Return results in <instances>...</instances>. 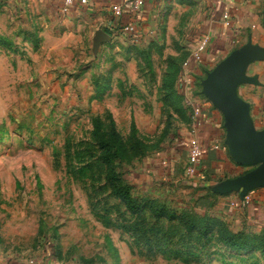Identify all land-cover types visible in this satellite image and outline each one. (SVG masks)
Wrapping results in <instances>:
<instances>
[{
    "label": "rangeland",
    "instance_id": "rangeland-1",
    "mask_svg": "<svg viewBox=\"0 0 264 264\" xmlns=\"http://www.w3.org/2000/svg\"><path fill=\"white\" fill-rule=\"evenodd\" d=\"M13 6L0 0V264H264L260 250L231 249L172 215L214 212L201 205L211 193L199 184L231 173L202 179L180 168L177 181L129 180L148 156L165 160L183 144L189 107L176 82L192 52L163 31L96 50L81 41L70 62L43 64L33 55L34 33L25 32L27 44L20 40ZM204 78H195L196 94L206 98ZM177 102L185 117L174 111ZM111 128L125 149L113 158L115 174L132 198L156 199L157 207L132 212L112 191L100 142ZM159 206H167L166 216ZM224 222L232 231L264 234L236 216Z\"/></svg>",
    "mask_w": 264,
    "mask_h": 264
},
{
    "label": "crops",
    "instance_id": "crops-1",
    "mask_svg": "<svg viewBox=\"0 0 264 264\" xmlns=\"http://www.w3.org/2000/svg\"><path fill=\"white\" fill-rule=\"evenodd\" d=\"M12 3L22 24L20 40L27 44L25 32L29 29L34 33L33 40L38 41V49L33 55L43 64L70 62L72 47L81 41L92 43L97 30L107 33L110 36L109 42L124 40L129 36L117 34L115 30L129 23L134 24L137 32L148 39L152 36L160 37L163 31L167 37L173 35L181 41L178 46L184 47L183 51L189 54L194 51L199 37L209 35L208 52L192 73L194 80L248 41L264 47V0H140L137 8L134 7V0H87L85 5L75 3L66 11L62 10L63 0H12ZM114 7H120L119 14L114 11ZM103 48L101 46L99 49ZM43 69L49 70V66ZM243 77L251 78L252 81L240 82L235 94L248 106L255 127L261 130L264 128V60L249 63ZM197 96L203 103L205 120L199 138L209 146L200 160L197 175L203 179L206 175L215 177L216 174L231 173L212 185L208 182L199 184L211 193L208 197L202 196L201 205L214 206L215 213L210 211L207 214L220 216L224 221H230L231 217L236 216L247 225L264 227V187L250 190L242 197L239 196L240 190L228 193L213 191V187L219 183L242 175L254 166L238 164L231 158L225 143L226 130L222 114L207 98L199 94ZM187 111L189 117V109ZM189 122L188 118L180 130L183 142L181 147L173 146L166 156L170 166L163 168L160 165L162 155L159 158L148 156L144 166L135 168L130 175L131 184L172 178L177 181L179 169L184 170L187 159L185 144L192 137ZM214 144H218V148H213ZM248 167L249 170L240 173ZM247 195L248 199L245 198ZM224 205H229L234 212L229 210L225 213ZM255 228L259 231V227Z\"/></svg>",
    "mask_w": 264,
    "mask_h": 264
},
{
    "label": "water",
    "instance_id": "water-1",
    "mask_svg": "<svg viewBox=\"0 0 264 264\" xmlns=\"http://www.w3.org/2000/svg\"><path fill=\"white\" fill-rule=\"evenodd\" d=\"M109 41L110 36L103 30L95 31L93 50ZM256 60H264V47L248 41L220 60L201 81L202 94L223 116L225 143L231 158L238 164L254 166L250 171L213 187L217 193L240 190L239 196L242 197L250 190L264 187V128L255 127L248 106L235 94L240 82L252 81L243 77V73L246 66Z\"/></svg>",
    "mask_w": 264,
    "mask_h": 264
},
{
    "label": "trees",
    "instance_id": "trees-1",
    "mask_svg": "<svg viewBox=\"0 0 264 264\" xmlns=\"http://www.w3.org/2000/svg\"><path fill=\"white\" fill-rule=\"evenodd\" d=\"M2 42L7 43L5 40H2ZM171 95L174 101L179 99H177L173 93ZM174 106V111L185 117L181 105L177 102ZM183 119L188 121V118L186 119V117ZM100 142L107 153L104 161L109 170L108 182L112 187V191L120 201L132 212H138L141 209V206L148 205L157 207L158 202L155 201L156 199L142 197L136 200V198H132L128 192V184L121 182L119 177L115 174L113 158L120 154L123 155L125 150L124 144L117 132L111 128L108 137L101 138ZM159 207L160 210H155L162 213L163 216H166L167 212H169L167 206ZM172 215L185 227L186 230L194 234H198L199 236L215 234L220 242L231 249L244 250L254 248L264 253V234L255 232L251 233L243 230L232 231L223 220L215 216H210L207 213L200 215L187 210H180L178 212L175 211Z\"/></svg>",
    "mask_w": 264,
    "mask_h": 264
},
{
    "label": "built area",
    "instance_id": "built-area-1",
    "mask_svg": "<svg viewBox=\"0 0 264 264\" xmlns=\"http://www.w3.org/2000/svg\"><path fill=\"white\" fill-rule=\"evenodd\" d=\"M139 2L140 0H134L133 4L135 8H137ZM75 3L85 5L87 0H63L62 10H68ZM114 11L119 14L120 7H114ZM115 31L117 34H123L129 37H136L140 35L137 32L136 26L130 23L118 27ZM209 40L210 37L207 34L202 35L197 39L195 49L190 57L185 60L176 82L178 91L183 95L186 104L189 107V123L192 137L187 140L185 144L187 149V159L184 165V171L188 175L195 174L197 172L200 160L209 147L207 144L200 141L199 138V134L204 126L205 120L202 113L203 103L198 100V96L196 94V82H194L195 80L192 77V73L195 68H197L204 55L208 52ZM213 148H218V144H214ZM159 163L163 168H168L170 166V162L167 159H161ZM245 198L248 199V195Z\"/></svg>",
    "mask_w": 264,
    "mask_h": 264
}]
</instances>
